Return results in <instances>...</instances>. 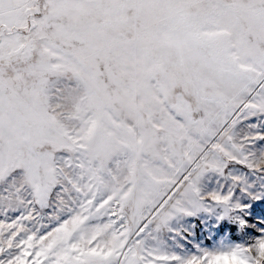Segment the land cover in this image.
Here are the masks:
<instances>
[{
    "label": "snow or ice",
    "instance_id": "obj_1",
    "mask_svg": "<svg viewBox=\"0 0 264 264\" xmlns=\"http://www.w3.org/2000/svg\"><path fill=\"white\" fill-rule=\"evenodd\" d=\"M259 140L264 0H0V264H264ZM216 206L249 242L148 243Z\"/></svg>",
    "mask_w": 264,
    "mask_h": 264
},
{
    "label": "rangeland",
    "instance_id": "obj_2",
    "mask_svg": "<svg viewBox=\"0 0 264 264\" xmlns=\"http://www.w3.org/2000/svg\"><path fill=\"white\" fill-rule=\"evenodd\" d=\"M249 121L247 123H254ZM248 129L239 125L235 130L237 137L243 136ZM257 156L264 151V140H259L253 146ZM242 172L248 169L242 165H235ZM249 179H253L250 175ZM221 184L227 187L223 178L215 173H206L199 181L202 192H210L220 188ZM235 198L252 206H264V191L258 199L243 195L236 190ZM250 214V213H249ZM257 220L260 218L257 217ZM224 229L221 230V226ZM239 224L231 211L225 213L219 206L212 208H192L186 213H173L159 229L152 232L148 243L168 253H176L182 257L199 254L205 250H217L233 247L249 242L250 235L254 233ZM258 235V233H255Z\"/></svg>",
    "mask_w": 264,
    "mask_h": 264
},
{
    "label": "clouds",
    "instance_id": "obj_3",
    "mask_svg": "<svg viewBox=\"0 0 264 264\" xmlns=\"http://www.w3.org/2000/svg\"><path fill=\"white\" fill-rule=\"evenodd\" d=\"M260 159H261V162H264V156H261Z\"/></svg>",
    "mask_w": 264,
    "mask_h": 264
},
{
    "label": "trees",
    "instance_id": "obj_4",
    "mask_svg": "<svg viewBox=\"0 0 264 264\" xmlns=\"http://www.w3.org/2000/svg\"><path fill=\"white\" fill-rule=\"evenodd\" d=\"M222 229H224V226H223V225L221 226V230H222Z\"/></svg>",
    "mask_w": 264,
    "mask_h": 264
}]
</instances>
